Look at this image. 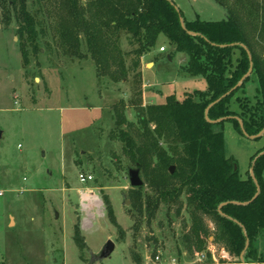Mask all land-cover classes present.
<instances>
[{
    "label": "rangeland",
    "instance_id": "374dc122",
    "mask_svg": "<svg viewBox=\"0 0 264 264\" xmlns=\"http://www.w3.org/2000/svg\"><path fill=\"white\" fill-rule=\"evenodd\" d=\"M170 1L189 21L227 19L214 0ZM35 2L34 9H47L44 0ZM40 19L47 21V36L40 40V52L27 48L26 59L17 21L7 25L0 8V264H135L132 252L142 257L141 264H207L208 251L200 262L184 249V224L190 225L186 208L178 215L177 205H161L150 222L135 214L129 170L136 164L114 138L117 102L125 101L126 118L140 126L137 94L145 107L165 104L170 95L182 101L186 93L205 91V79L181 73L186 56L176 53L165 36L147 54L154 61L144 62L148 68L141 62L139 72L116 83L98 79L90 56L80 60L58 48L54 13ZM120 46L130 67L135 45L123 36ZM249 78L236 97L255 96L258 81ZM224 132L226 154L246 178L253 156L264 148V136L247 138L231 122ZM81 174L94 180L82 185ZM141 177L144 195L151 194ZM105 198L123 235L109 219ZM77 225L87 245L84 255L74 241ZM109 240L115 243L112 255L96 261ZM259 246L264 252V237ZM216 259L214 264H221L218 253Z\"/></svg>",
    "mask_w": 264,
    "mask_h": 264
},
{
    "label": "trees",
    "instance_id": "16d2710c",
    "mask_svg": "<svg viewBox=\"0 0 264 264\" xmlns=\"http://www.w3.org/2000/svg\"><path fill=\"white\" fill-rule=\"evenodd\" d=\"M35 1L0 0L6 24L14 19L18 23L26 59L28 47L35 53L41 50L40 40L47 36L48 24L40 17L47 13H54L56 18L52 29L58 48L80 60L90 56L98 79L111 78L116 83L127 79L131 72H139L142 58L161 36L168 38L176 53L185 54L181 73L202 76L207 82L205 91L186 93L182 101L170 95L165 104L146 107L140 92L134 104L140 126L126 118L125 101L114 106V138L123 142L124 152L140 168L151 190V194L144 195L145 185L134 188L131 200L135 214L150 222L161 205H177L178 215L186 208L190 225L184 224L182 243L187 254L196 257L207 252L212 243L225 249L237 264H241L244 251L245 264H264L259 246L264 237V154L256 159L264 148L252 158L256 159L252 168L261 187L254 198L257 183L251 175L242 178L235 160L227 156L224 132L225 123L231 122L243 134L235 117L243 121L250 136L264 129V0H214L227 14L226 20L216 22L201 18L189 21L170 0H44L47 9L42 6L43 11L33 8ZM123 36L135 45L136 59L130 67L126 63L128 54L120 46ZM239 44L248 47L252 55L251 76L258 81L256 94L252 99L236 97L248 78L209 112L212 121L235 119L209 123L206 109L233 90L250 70L248 54ZM46 45L50 47L51 43ZM171 166L175 167L174 173ZM104 202L109 219L123 235L111 203L106 198ZM74 241L83 254L87 245L78 225ZM132 253L134 263L141 264L142 257ZM207 263H213L211 254Z\"/></svg>",
    "mask_w": 264,
    "mask_h": 264
},
{
    "label": "water",
    "instance_id": "95a60500",
    "mask_svg": "<svg viewBox=\"0 0 264 264\" xmlns=\"http://www.w3.org/2000/svg\"><path fill=\"white\" fill-rule=\"evenodd\" d=\"M173 4V3H172ZM174 5V4H173ZM177 9V8H176ZM177 11L179 12V10L177 9ZM181 26L185 29V19L183 16H181ZM190 34L192 35H196L192 32H190ZM241 48H244L248 54V57H249V61H250V64H251V67H250V70L249 72L240 80V82L235 86V88L233 90H231L229 93H227L226 95L220 97L218 99L217 102H214L212 103L205 111V116H206V120L209 122V123H213V124H217L221 121H224V120H228V119H237L239 121V124H240V128H241V132H243V134L247 137V138H250V139H260L264 136V129L262 130V132L258 135H253V136H250L244 129V125H243V121L239 118V117H235V118H222V119H219L218 121H212L210 119V116H209V112L210 110L218 104V102H220L221 100H223V98L229 96L232 92H234L236 89L242 87L246 80L251 76L252 72H253V64H252V55L248 49V47H246L245 45L243 44H239ZM264 153H261L260 155H258L256 157V159L258 157H260L261 155H263ZM256 159L253 161V163L256 161ZM175 171V167L171 166V173H174ZM251 177L253 178V180L257 183V187H258V192L257 194L255 195L254 198L257 197V195L260 193L261 191V187L259 185V182H257L256 178H255V175H254V167L252 168L251 170ZM129 181H130V185H132L133 188H136V187H143L144 186V181L141 177V170L140 168L138 167H135V169H130L129 170ZM226 203L222 204L219 208V213L221 214L222 213V207L225 205ZM58 217V215L56 216ZM249 245V242H247V245H246V248L248 247ZM115 249V243L112 241V240H109L104 248L102 249V251L100 252V254L96 257V261H103L105 258H108L112 255V252L114 251ZM244 257H245V251L242 253L241 257H240V261H241V264H245V261H244Z\"/></svg>",
    "mask_w": 264,
    "mask_h": 264
},
{
    "label": "built area",
    "instance_id": "2783aa9c",
    "mask_svg": "<svg viewBox=\"0 0 264 264\" xmlns=\"http://www.w3.org/2000/svg\"><path fill=\"white\" fill-rule=\"evenodd\" d=\"M160 50H161V52H166V49H164V48H161ZM93 180L94 179H93V176L92 175L81 174L79 176V182L82 185H85L87 183H90ZM3 195H4V193H3V191H1L0 192V197L3 196ZM207 251H208L209 254H211V258H212V262H213L211 264H214V261L215 262L217 261V259H216V254L217 253H218L219 261H220L221 264L222 263H226L228 260H231L230 254L225 249H223V248L221 249V248H219L218 246H216V245H214L212 243L208 246ZM205 256H206V252L205 253H202V254H199L198 255V257H199L198 261L203 262V259L205 258ZM156 259L157 260H160V256H157Z\"/></svg>",
    "mask_w": 264,
    "mask_h": 264
},
{
    "label": "crops",
    "instance_id": "0c3cea01",
    "mask_svg": "<svg viewBox=\"0 0 264 264\" xmlns=\"http://www.w3.org/2000/svg\"><path fill=\"white\" fill-rule=\"evenodd\" d=\"M147 60H148L149 62H151L152 64H154V61L151 60V59H149L148 55H145V56L142 58V64H144V62L147 61ZM148 66H149V63H148V62L144 64V67L148 68ZM11 217H12V215H9V218H11ZM8 226H11V224H9ZM223 264H224V263H223ZM225 264H227V263H225Z\"/></svg>",
    "mask_w": 264,
    "mask_h": 264
}]
</instances>
